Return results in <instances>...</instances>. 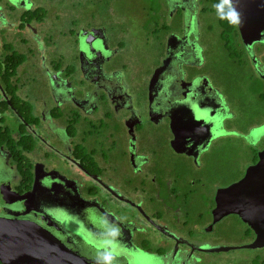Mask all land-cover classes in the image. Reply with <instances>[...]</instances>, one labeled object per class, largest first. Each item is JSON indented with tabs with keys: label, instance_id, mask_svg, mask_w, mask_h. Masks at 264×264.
<instances>
[{
	"label": "flooded vegetation",
	"instance_id": "1",
	"mask_svg": "<svg viewBox=\"0 0 264 264\" xmlns=\"http://www.w3.org/2000/svg\"><path fill=\"white\" fill-rule=\"evenodd\" d=\"M57 1L0 0V67L24 56L0 73V219L90 264H264L256 229L213 216L264 150V0H136L135 40Z\"/></svg>",
	"mask_w": 264,
	"mask_h": 264
},
{
	"label": "water",
	"instance_id": "2",
	"mask_svg": "<svg viewBox=\"0 0 264 264\" xmlns=\"http://www.w3.org/2000/svg\"><path fill=\"white\" fill-rule=\"evenodd\" d=\"M254 1L261 3L263 0ZM253 17V23H247L248 21L237 17L244 39L258 35L263 30L254 27L256 16ZM259 39L260 37L253 38V40ZM259 159L255 166L246 170L245 176L240 181L217 192L215 198L217 206L213 211L215 221L222 216L236 214L242 221L256 229L258 238L254 244L249 245L251 248L261 247L260 245L264 243V231L261 234L257 229L259 218H264V150L259 153ZM0 264L90 263L71 249L55 242L34 225L0 219Z\"/></svg>",
	"mask_w": 264,
	"mask_h": 264
},
{
	"label": "rangeland",
	"instance_id": "3",
	"mask_svg": "<svg viewBox=\"0 0 264 264\" xmlns=\"http://www.w3.org/2000/svg\"><path fill=\"white\" fill-rule=\"evenodd\" d=\"M135 1L136 0H78V1L65 0V2L57 1L56 3L50 4V5L51 7L53 6H55L56 8L60 7V10L58 9L56 10L59 11V13H61V16L72 17V19L75 16L82 17L80 19L81 24H77V26L72 27L71 30L73 31L76 30L79 25H82V26L85 25L84 19L86 15H89V13L90 14L102 13V14H107V15L108 14L114 15L116 17H126L127 20L131 24V29L133 32L132 37L135 40V39H138L139 35H141V32H142L141 26L139 23L140 22L139 13L141 12V7H138ZM52 21L53 20L51 18H49V20L47 19L44 27H49L50 30H56L54 28V24H52ZM70 23L71 21L66 19L64 21V24H66L67 26L62 25L58 31H65V33H67ZM65 40H64V43L69 42L68 40L66 41ZM212 165L218 171L221 168L220 161L217 162L215 165L214 163Z\"/></svg>",
	"mask_w": 264,
	"mask_h": 264
},
{
	"label": "trees",
	"instance_id": "4",
	"mask_svg": "<svg viewBox=\"0 0 264 264\" xmlns=\"http://www.w3.org/2000/svg\"><path fill=\"white\" fill-rule=\"evenodd\" d=\"M5 61H8V63L5 64L4 67H0V73L4 72L7 77H11L16 74L18 66L23 63L24 56L14 54L13 56L6 58Z\"/></svg>",
	"mask_w": 264,
	"mask_h": 264
}]
</instances>
